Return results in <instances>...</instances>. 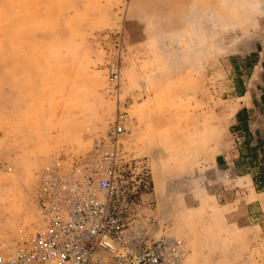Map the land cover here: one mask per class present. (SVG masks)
Returning a JSON list of instances; mask_svg holds the SVG:
<instances>
[{"label":"rangeland","instance_id":"obj_1","mask_svg":"<svg viewBox=\"0 0 264 264\" xmlns=\"http://www.w3.org/2000/svg\"><path fill=\"white\" fill-rule=\"evenodd\" d=\"M261 61L264 0H0V236L34 231L43 176L124 117L144 213L173 222L188 264H264V122L237 100L264 92Z\"/></svg>","mask_w":264,"mask_h":264},{"label":"built area","instance_id":"obj_2","mask_svg":"<svg viewBox=\"0 0 264 264\" xmlns=\"http://www.w3.org/2000/svg\"><path fill=\"white\" fill-rule=\"evenodd\" d=\"M123 118L92 155L43 176L36 229L0 236V264L189 263L187 241L173 222L144 213L151 180L148 170L137 173L142 165Z\"/></svg>","mask_w":264,"mask_h":264},{"label":"crops","instance_id":"obj_3","mask_svg":"<svg viewBox=\"0 0 264 264\" xmlns=\"http://www.w3.org/2000/svg\"><path fill=\"white\" fill-rule=\"evenodd\" d=\"M260 66H264V61L262 62H258V64H256L255 65V67L253 68V69H258L259 70V68H260ZM259 73V72H258ZM256 75H258V74H256ZM258 77H259V75L258 76H256V79H258ZM247 96H249V98L251 99V102H250V106H251V108H252V110H259V112H260V117H262L263 118V122H264V92H261L260 94H257L256 96L254 95V93H252L251 91H250V89L249 88H247V91L245 92V94H241L240 96L238 95V97H237V100H240V101H242V100H244L245 99V97H247ZM255 96V97H254ZM250 106H249V108H250ZM248 109V108H247ZM250 110V109H249ZM247 113H248V119H247V127H248V132L247 133H245V132H243L242 130H238L239 129V124H240V122H239V119L241 118V116L240 117H238V118H236V127H235V131H236V133L238 134V136L241 138V139H243V137L245 138V137H248L249 138V140L248 141H246V145L247 144H249V141L251 140V138H252V136H254V129H253V127H252V124H251V119H252V115L250 114V112L249 111H247ZM251 150L252 149H250V154L251 155H253V153L251 152ZM243 153V152H242ZM242 153L240 152V153H238V156H235L234 158H235V163H234V167H235V170H239V168L241 167V162H243L244 160H245V158H244V154L242 155ZM242 155V156H241ZM220 161H221V159H219ZM222 160H224V161H226V159H222ZM247 160H250V159H248V158H246V161ZM242 175V177H244V178H250L251 180H252V182H253V176H252V174H250V173H244V174H241ZM259 192L260 193H263L264 192V190H259Z\"/></svg>","mask_w":264,"mask_h":264},{"label":"trees","instance_id":"obj_4","mask_svg":"<svg viewBox=\"0 0 264 264\" xmlns=\"http://www.w3.org/2000/svg\"><path fill=\"white\" fill-rule=\"evenodd\" d=\"M250 66L253 67V65H250ZM240 116H241V118L239 119L240 124L238 126L239 127L238 130H242L243 132L247 133L248 132V127H247V114L244 111V112L239 113L238 116H237V118L240 117ZM263 176H264V174H263Z\"/></svg>","mask_w":264,"mask_h":264}]
</instances>
